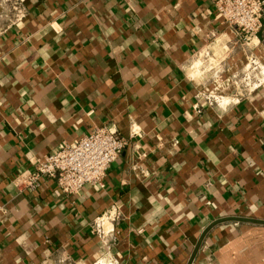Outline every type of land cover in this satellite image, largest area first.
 Returning <instances> with one entry per match:
<instances>
[{"label": "crops", "instance_id": "1", "mask_svg": "<svg viewBox=\"0 0 264 264\" xmlns=\"http://www.w3.org/2000/svg\"><path fill=\"white\" fill-rule=\"evenodd\" d=\"M19 1L11 22L0 0V264H264V79H235L264 64V21L246 43L213 0ZM102 126L125 144L101 186L13 183Z\"/></svg>", "mask_w": 264, "mask_h": 264}, {"label": "built area", "instance_id": "2", "mask_svg": "<svg viewBox=\"0 0 264 264\" xmlns=\"http://www.w3.org/2000/svg\"><path fill=\"white\" fill-rule=\"evenodd\" d=\"M9 21L20 20L24 9L19 0H3ZM216 18L222 24L233 27L247 43L255 38L264 21V0H213ZM207 55V52H201ZM256 60L249 54L248 62ZM246 76V74H245ZM210 98H214L210 96ZM223 97L218 96L217 101ZM124 138L114 129L102 126L83 134L72 143H60L47 154L40 156L31 170H24L13 178L16 187L33 191L42 177L55 181L64 193H75L85 183L102 185V178L109 164L122 147ZM117 217L115 209L110 208L94 220L91 230L101 229L104 222ZM92 264H100L99 260Z\"/></svg>", "mask_w": 264, "mask_h": 264}, {"label": "rangeland", "instance_id": "3", "mask_svg": "<svg viewBox=\"0 0 264 264\" xmlns=\"http://www.w3.org/2000/svg\"><path fill=\"white\" fill-rule=\"evenodd\" d=\"M261 65H264V64H259V66H261ZM248 66V65H247ZM248 68V67H247ZM261 68H262V66H261ZM258 71L259 70H255V71H253V72H247L246 73V75H248V79H250V80H252V82H253V80H254V78H253V75H254V77H255V79H263L264 78V70L262 69V73H261V75H260V73H258ZM263 74V75H262ZM244 77H245V71H242V72H240L238 75H237V77L235 78V79H237L238 80V82L239 81H242V82H245V79H244ZM252 85H253V83H252Z\"/></svg>", "mask_w": 264, "mask_h": 264}, {"label": "bare ground", "instance_id": "4", "mask_svg": "<svg viewBox=\"0 0 264 264\" xmlns=\"http://www.w3.org/2000/svg\"><path fill=\"white\" fill-rule=\"evenodd\" d=\"M262 66V68H261ZM259 66V63L256 61V60H253L252 63L249 62V65L247 66L248 68L245 69L246 73L249 71V72H253L255 70H259L258 73H260L261 75V71L262 69L264 70V65H261ZM263 75V74H262ZM247 78H248V75H247ZM253 78L255 79L254 75H253ZM264 79V78H263ZM263 79H255L256 83H258L259 81L263 80Z\"/></svg>", "mask_w": 264, "mask_h": 264}]
</instances>
